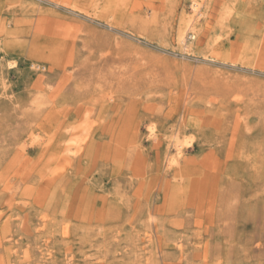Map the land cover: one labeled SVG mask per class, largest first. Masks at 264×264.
<instances>
[{
	"label": "rangeland",
	"instance_id": "1",
	"mask_svg": "<svg viewBox=\"0 0 264 264\" xmlns=\"http://www.w3.org/2000/svg\"><path fill=\"white\" fill-rule=\"evenodd\" d=\"M0 264H264V0H0Z\"/></svg>",
	"mask_w": 264,
	"mask_h": 264
},
{
	"label": "bare ground",
	"instance_id": "2",
	"mask_svg": "<svg viewBox=\"0 0 264 264\" xmlns=\"http://www.w3.org/2000/svg\"><path fill=\"white\" fill-rule=\"evenodd\" d=\"M197 5H198V3L197 2H195L194 4H193V6H196L197 7ZM193 25V24H192ZM186 26L187 27H191V23L188 21V22H185V27H183V28H181L180 29V31H179V35H178V37H179V42L180 43H182V44H184L185 43V40H186ZM190 30V29H189ZM191 30H192V28H191ZM192 32V31H191ZM193 33V32H192ZM191 34V33H190ZM190 38H195V36H193V34H191L190 36H189ZM179 145H181V144H179Z\"/></svg>",
	"mask_w": 264,
	"mask_h": 264
}]
</instances>
